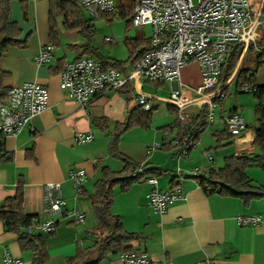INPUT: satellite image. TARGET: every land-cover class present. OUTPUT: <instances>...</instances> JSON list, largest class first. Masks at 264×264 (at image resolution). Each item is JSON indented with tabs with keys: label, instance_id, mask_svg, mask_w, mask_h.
Masks as SVG:
<instances>
[{
	"label": "crops",
	"instance_id": "1",
	"mask_svg": "<svg viewBox=\"0 0 264 264\" xmlns=\"http://www.w3.org/2000/svg\"><path fill=\"white\" fill-rule=\"evenodd\" d=\"M251 3L258 9V0H251ZM50 10L48 0H9V17L19 30L17 37L21 43L9 47L0 59V69L5 73L2 78L5 90L24 82H37L48 93L46 108L32 116L15 136L3 139L0 206L15 195L20 185L22 212L35 216L39 224L45 219L43 184L57 181L61 184L65 202L63 209H77L84 218L82 223L75 224L65 214L55 217L56 228L52 233H44L36 225L48 254L45 264H67L79 250L86 251L84 257L95 258L97 252L92 247L93 237L88 231L97 225L98 220L88 194L101 177L102 167L118 171L123 166L108 152L109 142L115 134H118V150L122 155L145 168L160 170L161 173L150 175L156 178L159 190L169 191L175 182L181 190V198L159 214L147 205L146 195L151 186L144 182L145 178L131 184L125 191L115 187L111 212L119 217L127 232L138 234V238L127 243L131 250L146 251L153 264H264V220L256 225L241 226L235 219L255 214L264 216V197L245 204L237 197L208 194L194 177L207 173L210 168L222 167L229 156H252L258 152L253 133L257 98L250 92L247 93L252 97L243 98L237 94L243 92L239 84L250 73L256 85H264V54L257 57V47L250 45L240 55L223 88L225 97L216 103L218 113L202 128L187 154L179 157L180 145L175 144V140L181 138V131L174 124L178 121L176 110L162 98L177 88L184 95L195 96L194 89L200 84L201 74L198 64L195 75L194 69L188 65H194L192 62L196 61L183 66L178 79L172 82L139 80L138 87L142 92L157 97L149 101L151 112L146 121L136 101L137 92L132 81L119 90L99 94L83 108L68 99L60 89L63 65L87 56L108 61L118 59L110 54H98L93 42L85 36L86 32L91 36L92 31H80V26L64 23L62 14H57L58 8L55 7L51 10V15L55 14L51 37ZM79 10L82 13L81 7ZM256 16L258 38L264 34V24L261 23L264 4L256 11ZM130 38H143V35L137 32ZM45 44H52V58L48 63L36 65L32 57ZM247 56H250L248 64L254 62V70L244 68L242 64ZM132 64L127 61L117 68L126 75ZM239 66L242 74H236ZM230 87L234 89V95ZM162 92L166 94L162 95ZM3 99L4 96L0 97ZM202 107L205 106L193 107L192 115L183 123L193 118L192 125L196 126ZM231 113L239 114L246 125L236 138L225 131L223 118ZM138 117L142 119L138 121ZM129 120L131 122L127 125ZM79 134L90 135L91 139L78 142ZM153 143L158 147L149 151ZM78 168L86 174L80 191L73 189L68 178L69 171ZM192 171L197 173L191 175ZM245 174L254 183L264 184V170L252 165L245 169ZM5 254L19 260V264H31V249L21 247L18 235L6 230L0 220V264H5ZM101 264L124 263L116 253L108 255Z\"/></svg>",
	"mask_w": 264,
	"mask_h": 264
},
{
	"label": "built area",
	"instance_id": "2",
	"mask_svg": "<svg viewBox=\"0 0 264 264\" xmlns=\"http://www.w3.org/2000/svg\"><path fill=\"white\" fill-rule=\"evenodd\" d=\"M118 0H78L89 18L101 14L114 13ZM125 1V0H123ZM132 3L131 25L150 24V48L132 64L131 70L124 75L113 66L105 65L101 59L81 57L68 61L60 72V89L65 96L85 108L99 94L119 90L127 83L133 82L136 90V101L142 110L151 109L149 101L157 98L144 93L138 87L140 79L150 81L172 82L179 77L180 69L191 61H196L200 70V84L195 87V96H187L177 88L163 100L176 110V120L183 122L192 115L195 106L206 107L207 122L214 117V108L223 100L225 83L218 84L221 65L226 54L234 43L242 44L241 55L257 38L259 27L256 11L264 4L258 0V9L251 0H126ZM53 55L52 44L42 45L33 55L36 65L48 63ZM141 86V85H139ZM240 91L251 92L255 89L252 83H242ZM4 99L0 100V149L3 139L15 136L25 123L39 114L47 106L48 93L44 86L37 82H24L11 86L3 91ZM227 132L238 137L246 128L244 119L237 113L224 118ZM91 139L90 135H78L77 141ZM180 145L178 156H184L193 143L188 136L175 140ZM158 147L153 143L152 151ZM210 158V155L208 154ZM178 175L181 176L179 171ZM197 171H192L194 175ZM81 168L69 171L68 178L73 189L80 191L85 179ZM151 186L147 196V205L155 213L163 214L176 200L181 198V190L174 186L169 191L157 188L154 176L144 180ZM42 203L45 219L37 224L40 231L52 233L56 228L55 217L65 214L75 224L84 221L83 214L77 209L64 210V199L60 182H46L42 187ZM241 226L256 225L262 215L237 216ZM36 220L35 218L33 219ZM180 220V219H179ZM124 264H153L149 254L144 250H132L119 253ZM5 264H19L8 254L3 257ZM201 264V263H199Z\"/></svg>",
	"mask_w": 264,
	"mask_h": 264
},
{
	"label": "trees",
	"instance_id": "3",
	"mask_svg": "<svg viewBox=\"0 0 264 264\" xmlns=\"http://www.w3.org/2000/svg\"><path fill=\"white\" fill-rule=\"evenodd\" d=\"M52 8H58L57 14L61 13L64 23L72 27L80 26L79 19L80 5L78 0H48ZM116 9L120 16H128L127 20L131 24L132 3L129 1L118 0ZM49 11V34L52 37L54 31V16ZM113 13L101 14L108 16ZM84 27L91 31V18L83 19ZM19 30L16 24L9 17V0H0V59L6 50L11 46H18L21 41L18 39ZM125 44L128 49L127 61L134 63L144 51L150 48V38L126 39ZM257 47V57L264 54V34H261L250 44ZM248 46V49L251 46ZM242 51L241 43H234L221 65L218 84L227 82L235 69ZM105 65L118 67L123 61H108L101 59ZM126 61V62H127ZM241 72V73H240ZM240 66L236 74H242ZM5 75L0 69V97L5 88L2 87V78ZM253 74L244 76L242 83H252L255 89L250 93L257 98L255 106L256 125L253 127L254 144L258 148L255 155L229 156L225 159L222 167L210 168L207 173L194 176L197 183L208 193H216L224 196L237 197L247 204L252 199L264 197V184L254 183L246 174L245 169L249 166H256L264 170V85H256L252 80ZM240 83L239 86L242 84ZM2 92V93H1ZM141 107V106H140ZM150 110L142 111L143 120H148ZM200 121L193 126L194 119L186 122L175 121L174 124L180 129V136L187 135L190 142L194 143L202 128L208 123L206 119V107H202L198 114ZM205 117V120L203 118ZM142 119L138 117L137 120ZM131 120H129V125ZM225 131L227 132L226 128ZM227 134L232 137L228 132ZM233 138V137H232ZM110 156L119 159L123 166L118 171H111L107 167H102L101 177L93 184L92 193L88 194L94 213L98 220L97 225L88 231L93 237L92 247L96 249L95 258L84 257L85 250H79L74 257L68 259L67 264H101L104 258L110 254H116L124 251H132L127 243L138 238L137 233L127 232L117 215L111 212L113 195L115 187L125 191L128 187L143 178L150 175L161 173L156 168H145L131 161L118 150V134L110 140L108 146ZM177 182L173 184L176 186ZM22 189L17 186L13 197L6 199L0 206V220L8 231L15 232L18 235V241L23 248L31 249V264H45L48 260V254L41 234L36 230L37 222L33 219L35 216L26 215L22 212Z\"/></svg>",
	"mask_w": 264,
	"mask_h": 264
},
{
	"label": "rangeland",
	"instance_id": "4",
	"mask_svg": "<svg viewBox=\"0 0 264 264\" xmlns=\"http://www.w3.org/2000/svg\"><path fill=\"white\" fill-rule=\"evenodd\" d=\"M126 1V0H125ZM82 13H79V19L81 20L80 31H89L84 27V17L89 18L90 16L87 12L82 9ZM128 16H120L118 14L117 9L112 15L108 16H99L93 18L91 22V36L90 33L86 32L85 36L93 42L94 46L98 50V54L111 56L121 60L123 62L127 61L128 58V49L125 44L126 39H131L130 37H134L137 32L143 35V38H148L151 35V26L150 24H145L141 26H133L128 23ZM261 23L264 24V16L261 17ZM264 26V25H262ZM264 28V27H262ZM255 59V57L253 56ZM250 56H247L243 59L242 64L244 68H248L250 70H254V62L249 63ZM191 63V62H190ZM194 65H188L190 68L192 67L194 70V75L196 74L197 63L192 62ZM189 64V63H188ZM234 95V89L232 87L229 88ZM162 95H165L166 92H162ZM240 97L249 96L252 97L250 93L247 92H239L237 94ZM229 97V96H228ZM163 100V98H162ZM161 100V101H162ZM217 106V105H216ZM214 108V114H217L219 111V106Z\"/></svg>",
	"mask_w": 264,
	"mask_h": 264
}]
</instances>
